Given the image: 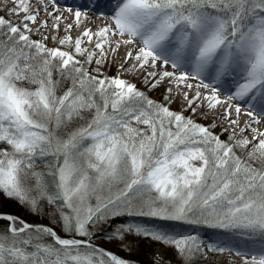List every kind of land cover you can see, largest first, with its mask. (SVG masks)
Returning a JSON list of instances; mask_svg holds the SVG:
<instances>
[{"label":"snow or ice","instance_id":"6c2138e0","mask_svg":"<svg viewBox=\"0 0 264 264\" xmlns=\"http://www.w3.org/2000/svg\"><path fill=\"white\" fill-rule=\"evenodd\" d=\"M0 264H264V0L0 3Z\"/></svg>","mask_w":264,"mask_h":264},{"label":"trees","instance_id":"16d2710c","mask_svg":"<svg viewBox=\"0 0 264 264\" xmlns=\"http://www.w3.org/2000/svg\"><path fill=\"white\" fill-rule=\"evenodd\" d=\"M17 209L15 208V207H13V211H16ZM25 218L26 219H33V217H31V216H28L27 214H25ZM100 243H102V244H105L106 246H108V247H112V245H110V244H107L105 241H103V240H100L99 241Z\"/></svg>","mask_w":264,"mask_h":264},{"label":"rangeland","instance_id":"374dc122","mask_svg":"<svg viewBox=\"0 0 264 264\" xmlns=\"http://www.w3.org/2000/svg\"><path fill=\"white\" fill-rule=\"evenodd\" d=\"M1 1H3V0H0V2ZM4 2V1H3ZM5 3V2H4ZM226 258V254L223 256V257H221V259H225Z\"/></svg>","mask_w":264,"mask_h":264},{"label":"bare ground","instance_id":"6f19581e","mask_svg":"<svg viewBox=\"0 0 264 264\" xmlns=\"http://www.w3.org/2000/svg\"><path fill=\"white\" fill-rule=\"evenodd\" d=\"M4 2H6V0H3ZM3 1H1L0 3H4ZM32 2L34 3V0H32Z\"/></svg>","mask_w":264,"mask_h":264}]
</instances>
